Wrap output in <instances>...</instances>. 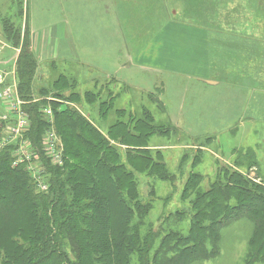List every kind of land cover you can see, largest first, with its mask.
<instances>
[{
	"label": "rangeland",
	"instance_id": "1",
	"mask_svg": "<svg viewBox=\"0 0 264 264\" xmlns=\"http://www.w3.org/2000/svg\"><path fill=\"white\" fill-rule=\"evenodd\" d=\"M9 1L0 0V39L5 41V27L11 30L25 28L24 19L31 13L32 4V0L20 1L22 11H19V0L14 1V8L8 6ZM92 1L102 5L105 11L108 7L112 11L119 0L108 2V6L102 4L104 0ZM144 1L146 7L133 2L127 9L119 7L122 31L130 37L126 41V48L133 62L131 64L129 61V69H122L119 75L127 78L128 82L106 79L100 71L84 66L79 61L58 60L56 66L43 65L50 67V70L37 76L33 90L37 99L47 100L53 97L52 93L42 94L39 89L49 87L61 74H70L77 79L76 89L82 94L85 91L99 94L90 101L83 100L80 108L114 145L121 150L127 147L118 137L119 132H124L122 128L114 129L113 136L108 134L109 129L119 121L127 123L128 129L137 130L145 136V140L130 143L134 144V148L137 145L152 154L158 152V159L174 179L167 181L147 173L137 174L140 196L150 206L146 222L154 230L162 232L167 215L177 209L185 211L189 208L191 194L187 198H183L182 194L193 173L200 175V187L203 189L209 188L212 182L229 170L264 185V72L255 74V71H250L251 67L264 64V56L260 52L251 55V45L247 40H242V54L235 53L234 39L223 34L235 33V26L239 29L240 23L251 21L255 12L264 15V5L259 7L258 0H254L255 4L253 0H212L210 23L204 24L192 22L189 17L192 15L187 12L188 0L182 1L184 8H179L175 16L167 4H171L172 0ZM155 3L158 4L157 21L152 15ZM57 5L58 0H39L36 6L42 10ZM203 25H209L210 29L209 52L214 70H206L202 64H196L203 58L199 52L203 51L204 42L198 32L203 29ZM157 31L158 67L162 69H155L149 64L145 69V65L138 63V56L145 48L150 62L155 61L156 41L152 40V36ZM193 31L200 35L190 36L194 39L190 40L187 33ZM133 33L138 36L141 48L135 47ZM175 33L182 37L176 38L173 35ZM192 41L200 45L198 51L190 48ZM89 42L82 40L81 49L84 50V45ZM119 43L115 40L116 46ZM224 44L227 50H224ZM121 50L122 47H119L116 52ZM259 50L262 51V48ZM7 54L6 57L16 56V51L8 49ZM240 65H243L244 70L236 71L235 68ZM254 75H258L255 80ZM209 79L217 84L209 86L206 83ZM111 96L114 103L104 115L110 106ZM102 102L106 103L101 106ZM118 109L122 112L118 113ZM64 155L66 162L65 144ZM64 165L57 168H64ZM53 177L52 172L47 184L49 189L46 190L33 182L36 191L49 192ZM30 179L33 181L31 176ZM189 226V218L179 221L170 218L167 228L187 232ZM253 231V222L248 217L229 222L220 230L218 253L211 259H198L191 264H246Z\"/></svg>",
	"mask_w": 264,
	"mask_h": 264
},
{
	"label": "trees",
	"instance_id": "2",
	"mask_svg": "<svg viewBox=\"0 0 264 264\" xmlns=\"http://www.w3.org/2000/svg\"><path fill=\"white\" fill-rule=\"evenodd\" d=\"M5 28L7 42L20 49L18 88L29 101L31 136L39 143L47 125L40 110L49 102H33L37 60L27 34ZM76 84L75 79L60 75L49 87L39 89L75 104L51 102L67 159L64 168L52 169L49 192L36 191L29 172L12 167L9 152L0 156V264H191L215 256L221 228L242 217L254 225L246 264L264 262V185L229 170L203 189L200 175L193 173L182 194L183 198L191 194L189 208L167 215L162 232L154 230L145 219L150 206L140 196L137 174L167 181H173V175L158 152L133 147L130 141L145 136L128 129L127 123L119 121L109 129L110 136L117 127L124 130L118 137L127 147L121 150L114 145L80 108L83 100L99 94H82ZM113 101L112 97L104 115ZM170 218H189V230L168 229Z\"/></svg>",
	"mask_w": 264,
	"mask_h": 264
},
{
	"label": "crops",
	"instance_id": "3",
	"mask_svg": "<svg viewBox=\"0 0 264 264\" xmlns=\"http://www.w3.org/2000/svg\"><path fill=\"white\" fill-rule=\"evenodd\" d=\"M14 1L15 0H10L8 6L14 8ZM38 1L39 0H32L31 13L28 16H25V28L22 30V35L24 36V34H27V37L30 40V48L38 64L34 83L38 80L37 76L39 74L49 72L50 67H44L43 65L48 66L53 64L56 66L58 60L64 62H69L71 60L79 61L84 66L92 67L94 70L100 71L105 77H107L106 79H116L124 83L128 82L127 78L119 75L122 69H129L130 63H133L131 54L126 48V41L128 38L130 39V37L122 31V20L119 18V7H121L122 10L127 9L131 5L130 2H133V4H141L143 7H146L147 4L144 0H119L118 4L115 5V9L112 11L109 7L107 11H105L102 5L99 3L96 5L92 0H58V5L56 7H48L39 10L38 6H36ZM104 1L105 2H102V4H106L107 6L109 5L108 2H114V0ZM182 1L184 0H172L171 4L167 3L172 9L171 14L175 16L178 14L179 8H184ZM219 3L221 2L219 1ZM255 3L256 1H254V4ZM186 4L188 14L190 13L192 16L187 15L191 17L192 22H203L204 24L208 22L210 23L209 8L212 4V0H188ZM263 5L264 0H258V6L262 8ZM101 8L103 9L101 10ZM152 15L157 21V3H155L154 13H152ZM252 16L251 21L240 23L239 29L235 26V33L225 32L223 34L230 35L232 36L231 38L234 39L235 43L233 44V48L235 49V53L242 54L244 47L242 40H247L251 45V55L255 52H260V54L264 56V15H259L255 12V15ZM243 25L246 26L243 27ZM208 26L205 27L203 25V29L198 31L201 34L204 46L203 51L199 52L203 58L197 61L196 64H202L206 70H214L209 52L211 49V35ZM25 30H27V32ZM179 33L173 35L176 38L178 36L182 37ZM187 34L189 38L190 36H195V34L196 36L200 35L195 33V31ZM169 36H172V34ZM221 39L224 40L223 38ZM82 40L90 41L88 44L84 45V50L81 49L80 45ZM115 40L120 41L118 46H116ZM132 40L135 42V47H142L138 36L134 35V33L132 34ZM152 40L156 41V49L154 53L155 61L153 63L150 62V57L146 54L145 48H143V51H140V55L138 56V63L145 65V69L147 68V64L156 67L155 69L159 68L158 31L152 36ZM190 40L194 39L190 38ZM189 45L192 50L198 51L200 48V45L194 41ZM119 47H122V50L116 52ZM260 47L262 48V51L259 50L261 49ZM19 50L20 49L16 51V56H13L15 62L11 61L6 67H3L8 70L16 68V62L20 53ZM224 50H227L226 44H224ZM242 69L244 70L243 65L235 68L236 71ZM250 71H255V74L259 73V71L264 72V64L257 67H251ZM61 75H67L77 81V79L70 74L64 73ZM258 75H254L253 80H255ZM206 83L209 86L217 84L210 79L207 80ZM256 84H258V82H256ZM253 89L255 90V88ZM253 92L254 91H252V93Z\"/></svg>",
	"mask_w": 264,
	"mask_h": 264
},
{
	"label": "built area",
	"instance_id": "4",
	"mask_svg": "<svg viewBox=\"0 0 264 264\" xmlns=\"http://www.w3.org/2000/svg\"><path fill=\"white\" fill-rule=\"evenodd\" d=\"M17 51L10 43L0 39V156L9 152L12 157V167H24L33 182L42 190L49 187L52 169L61 167L65 163L63 139L56 129L52 101L63 105H74L71 101L48 97V105L41 108L47 125L43 130L39 143L33 140L32 114L26 107L28 100L23 98L18 88L16 68H5L13 56L6 57L7 50ZM6 57V58H5ZM5 66V67H3ZM35 98L33 102L38 101Z\"/></svg>",
	"mask_w": 264,
	"mask_h": 264
}]
</instances>
